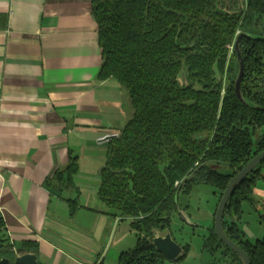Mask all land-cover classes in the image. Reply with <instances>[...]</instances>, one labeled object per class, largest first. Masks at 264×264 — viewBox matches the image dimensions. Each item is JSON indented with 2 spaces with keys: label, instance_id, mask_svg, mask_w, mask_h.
Segmentation results:
<instances>
[{
  "label": "trees",
  "instance_id": "obj_1",
  "mask_svg": "<svg viewBox=\"0 0 264 264\" xmlns=\"http://www.w3.org/2000/svg\"><path fill=\"white\" fill-rule=\"evenodd\" d=\"M227 1L91 0L102 57L97 77L115 78L129 105L128 119L106 144L97 190L107 215L128 218L136 232L135 246L116 264H166L152 238L172 234L179 192L207 184L219 200L231 177L264 150V0ZM240 33L250 37H240L238 58L230 46ZM263 169L264 160L232 189L223 217L226 236L249 264H264V237L249 241L238 222L242 204L257 203L253 188L264 181ZM77 172V157L70 156L44 186L60 195ZM67 203L72 217L78 201ZM207 229L208 264H243L213 219ZM183 249L180 261L190 245ZM36 252L31 241L14 247L0 216V259L16 264L17 255Z\"/></svg>",
  "mask_w": 264,
  "mask_h": 264
},
{
  "label": "crops",
  "instance_id": "obj_2",
  "mask_svg": "<svg viewBox=\"0 0 264 264\" xmlns=\"http://www.w3.org/2000/svg\"><path fill=\"white\" fill-rule=\"evenodd\" d=\"M101 61L91 0H0V216L14 247L37 244L38 264H105L109 234L104 247L91 245L98 238L91 228L100 230L106 221L112 228L123 220L108 221V209L82 203L70 217L67 203L86 199L82 164L99 179L108 139L129 115L119 82L97 77ZM70 156L78 163L74 186L60 195L49 192L44 182ZM73 219L92 222L71 225ZM86 241L87 252L81 250ZM72 246H79L76 254L87 263L74 258ZM201 252L200 264H208L210 254L203 247Z\"/></svg>",
  "mask_w": 264,
  "mask_h": 264
},
{
  "label": "rangeland",
  "instance_id": "obj_3",
  "mask_svg": "<svg viewBox=\"0 0 264 264\" xmlns=\"http://www.w3.org/2000/svg\"><path fill=\"white\" fill-rule=\"evenodd\" d=\"M239 1L240 0H238V2ZM225 4L229 5L230 2L225 0ZM231 49L232 46H230V50ZM82 166L83 170H85L84 172H87H83L82 175L86 174L85 176L87 177L89 184L88 186L82 185L81 196H86V199H80L82 200V202H78V205L80 203L88 204L93 207H96V205H100L103 208L107 209L105 204L102 203L97 197L96 192L99 184V179H95V177L97 178V176H94V172L90 171L91 168H89L87 164H85V162L82 164ZM214 166L218 167L217 164H214ZM225 168L226 167H222L221 169L224 170ZM215 194L216 196L214 195L213 188L207 184H193L190 186L188 191L179 192L177 200L183 212L181 213V211H178L172 214L170 223L171 231L173 234L172 237L178 243H189L192 246V253L190 257L187 253L188 257L186 256V258L182 261H166V264H200L199 259L202 253L201 247L204 243L205 236L208 233L207 228L212 223L213 213L218 203V193ZM261 195L263 196L260 197ZM253 196L258 203L255 204V207L251 206L248 203L242 204L243 213L238 224L240 230L245 233L250 241H255L257 237H264V227L261 223V220H264V202L259 199L260 197L264 200V181L260 180L257 185L254 186ZM77 201L79 200L77 199ZM107 220L114 222V219L111 217L110 219L108 217ZM74 222L77 223L78 220H71V225H73ZM91 222L86 219H79V222L77 224L90 226ZM103 223L105 224H100V230L99 225L98 228H91V233L94 234L95 237L98 236V238L92 239L91 245H100L104 247L105 238L109 234V240L107 242V247L103 255L106 254L105 264H114L113 259L114 257H116L120 250H128L135 246L136 232L131 228L129 219H123L120 222L113 224L112 228L108 226L107 221ZM155 234H159V232H156ZM95 237L93 236V238ZM72 243L75 246L77 245L74 241H72ZM85 244V246H81V250L87 252V250L85 249L87 248V246L91 245L88 243V241H86ZM75 246H72L70 248V253L76 260L78 259V261L80 262L87 263V260H83L82 258L78 257V252L80 253L82 251L80 250L79 246H77V248H74ZM203 257L206 259L205 256ZM222 263L223 262H221V264Z\"/></svg>",
  "mask_w": 264,
  "mask_h": 264
},
{
  "label": "water",
  "instance_id": "obj_4",
  "mask_svg": "<svg viewBox=\"0 0 264 264\" xmlns=\"http://www.w3.org/2000/svg\"><path fill=\"white\" fill-rule=\"evenodd\" d=\"M250 35L245 33H240L236 36L232 47L236 51L238 58H240L238 51V41L241 36ZM242 74V65L240 64V70L237 77V85ZM112 137V136H111ZM264 160V150L252 157L234 176L229 180L226 188L222 192L220 199L218 200L217 206L213 215V225L216 233L222 242L234 251L242 260L243 264H249V258L246 253L234 242H232L225 234L223 229V217L224 211L227 205L228 198L231 194L232 189L241 181V179L256 165ZM263 217V216H262ZM153 245L156 250L160 252L166 261L177 262L184 256L183 246L174 240L172 234L169 230H165L161 235H156L152 238ZM16 264H38L36 254L34 253H25L20 254L15 257ZM0 264H10L8 258L0 259Z\"/></svg>",
  "mask_w": 264,
  "mask_h": 264
},
{
  "label": "built area",
  "instance_id": "obj_5",
  "mask_svg": "<svg viewBox=\"0 0 264 264\" xmlns=\"http://www.w3.org/2000/svg\"><path fill=\"white\" fill-rule=\"evenodd\" d=\"M1 102H2V98L0 97V106H1ZM16 249L13 248V251H15Z\"/></svg>",
  "mask_w": 264,
  "mask_h": 264
}]
</instances>
